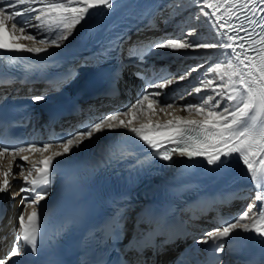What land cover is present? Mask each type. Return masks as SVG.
<instances>
[{"label":"snow or ice","instance_id":"obj_1","mask_svg":"<svg viewBox=\"0 0 264 264\" xmlns=\"http://www.w3.org/2000/svg\"><path fill=\"white\" fill-rule=\"evenodd\" d=\"M192 4L198 9L192 19L210 27L214 33L211 40L191 39L197 36V28L185 29L183 25H177L171 33L128 44L131 36L121 31L110 35L93 58L104 62L123 55L143 68L149 64L148 57L159 50L180 56L189 51L215 50L224 57L223 60L207 67L197 64L186 71L166 75H159V71L149 65L156 78H147L143 71L134 73L137 79L143 80L134 102L99 117L89 116L60 133H54L48 142H15L0 133V160L11 157L14 162L19 156L24 162L15 165L20 169L18 173H13L12 164L0 171L3 177L0 193L8 192L12 187L11 176L22 177L24 182L18 192L11 194L15 199L24 193L20 199L24 208L17 217L11 250L0 258V264H10V261L11 264H25L24 259L13 258L37 254L38 242L47 224L48 205H42L41 201L51 194V185L62 165L72 163L76 155L73 150H78L86 141L105 131L119 129L134 134L163 161L172 162L174 156L187 160L202 159L215 169L238 161L250 181L244 195L249 203L234 217L221 218L220 226L205 231L203 238L196 243L211 241L209 251L214 254L225 253V242H229V238L251 239L244 235L247 233H254L264 243V0H192ZM120 6V0H0V81L4 84L13 82L5 76L9 71L30 70V65L17 63L24 59V54L58 55L50 49L62 48L82 23L101 30L102 22ZM166 7L177 16L185 6L181 0H170ZM93 21L97 23L93 25ZM146 29L152 30L151 22ZM201 68L204 71L179 97L183 100L196 94L199 97L197 103L178 104L176 100L159 99L169 95L164 90L174 82L185 81ZM31 99L41 102L46 96L41 94ZM157 107L166 115L167 110L174 108L187 115H172L166 122L154 124L152 116L157 114ZM138 120L139 127L134 124ZM36 153L41 159L28 167L29 156ZM64 157L68 159H57ZM126 211V208L116 210L113 226L108 232L113 250L118 252L116 264H128L116 247L124 236ZM157 234L159 228L140 241L134 238L125 252L136 251L142 255L146 247H155ZM136 264H146V261L138 259ZM179 264L191 262L181 259ZM196 264L200 262L196 261ZM210 264H221L219 257L216 256Z\"/></svg>","mask_w":264,"mask_h":264},{"label":"bare ground","instance_id":"obj_2","mask_svg":"<svg viewBox=\"0 0 264 264\" xmlns=\"http://www.w3.org/2000/svg\"><path fill=\"white\" fill-rule=\"evenodd\" d=\"M170 2V0H120L121 6L120 8L113 13L109 18H107L105 21L101 24V30L97 31L94 30L89 24L82 23L81 25L77 26L74 32L69 36V39L64 42V46L62 48H51L50 51L60 54V53H66L70 52L73 49L76 48L78 44L81 43L82 39H90L92 40V44L95 45L96 42H100L104 37L107 31L103 29H109V26L111 28H118L119 26H122L126 23H137L140 22V24L136 27L143 26L144 24H147L148 22H158L162 19H167V24H173L171 25V29L166 30L165 33H171L177 25H183L185 29L196 27L197 28V36L192 37L191 39H200V40H210V38L214 35L213 31L210 29V27L207 24L197 22L192 19L194 14L198 11V9L192 4V0H181L182 5H184V10L181 12L180 15L173 16L172 10L167 8L166 5ZM203 20V17L201 18ZM97 22L93 21L92 24L95 25ZM153 27V26H152ZM110 30V29H109ZM145 30L141 31L144 32ZM195 53H201L204 54L203 58L204 60L201 62V64H204L205 67L216 63L218 60H223L224 57L219 55L218 51L215 50H198L194 51ZM32 56H35L33 54H29ZM180 55H177L175 53L166 52V50H162L161 55H159L158 59H153L152 62H149V65H152L154 67H158L159 75H166L169 72L176 73L178 70L183 72L186 71L190 67V60H186L184 58H180ZM40 57V56H35ZM90 57H93V54L90 55ZM202 57V56H201ZM81 63H85L88 65V60L85 59ZM149 79L156 78V75L153 73V71H148L145 75ZM200 75H195L194 73L191 74L189 78H187L183 82H174L173 85L169 86L166 90H164L167 95L159 97L161 101L164 99L168 100H176L178 104H188V103H197L199 100V97L196 94L186 96L183 100H180L179 97L183 95L185 91H187V86L194 83L195 79L199 77ZM143 85V82L141 83ZM142 87L138 88L137 94L141 91ZM175 89V91H174ZM158 91V90H157ZM136 94V99H137ZM135 99V100H136ZM134 100V101H135ZM132 101V102H134ZM112 111V108L108 106L107 102H97L93 105L87 106L85 108L84 116L83 118H77L73 120H69L65 123V126L70 127L76 125L79 121L84 120L88 118L89 116H95L99 117L101 114L110 113ZM157 114L152 116V122L155 123H164L167 120L172 118V115H187L186 112L178 111L176 108L167 110L168 114L160 113L159 109L157 107L156 109ZM146 120V118H145ZM135 126H140V121L134 122ZM47 135L44 133L39 134V139L41 141L47 139ZM135 137L134 134L127 131L126 129H119L116 131H105L102 134L94 136L91 140L86 141L84 144L80 146V148L74 149L73 151L76 152V155L72 158V160L77 159L78 157L84 155L88 151H90L93 148H97L99 146L105 145L107 143L113 142L115 140H119L122 138H131ZM27 155V154H26ZM31 159L29 158L28 161V167H31V164L36 162L35 159L40 157L39 153L30 155ZM68 159V157H64ZM174 166L178 165L180 162L184 161V158H180L178 156H174ZM24 163L19 156L15 158V161L13 162L11 157H4L2 160H0V171L6 170L9 164H12V171L13 173H18L19 168L16 167V164ZM237 163V161H233L230 166H227L225 168L219 169V172L225 171L231 166H234ZM209 166V165H208ZM215 169L213 166H209V170ZM245 169L244 171L239 174L237 177H234L232 179H227V182L225 184V187L229 189H233L240 192V196H242V200L240 201V205H246L249 203V199H245V189L247 187H250V181L246 179L245 176ZM3 177L0 176V181H2ZM10 183L12 187L10 190L6 193V200L8 201V212H7V218L4 221L3 225L0 227V241L1 239L6 236L10 230H13L15 227L17 229L16 224V217L21 213V211L24 208V205L20 204L21 196L24 195V193H21L20 195L16 196L15 199L12 198V192H18L20 187L23 185V178L19 176H11L9 177ZM226 179V178H225ZM5 193H0V196L4 195ZM236 210H239V206L236 208ZM31 211V209H29ZM130 213V212H129ZM213 220H205V223L202 225L205 228H208L211 230L214 228L212 226ZM192 243V242H191ZM195 244V243H194ZM2 244H0V251H1ZM172 255V251L163 254L159 258H157L156 263L159 262L165 263L167 262ZM153 256L148 254L146 255V262H152Z\"/></svg>","mask_w":264,"mask_h":264}]
</instances>
